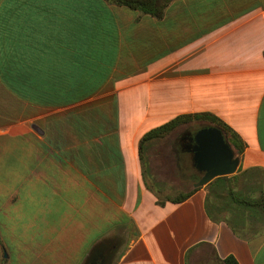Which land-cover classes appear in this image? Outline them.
<instances>
[{
	"label": "crops",
	"instance_id": "crops-1",
	"mask_svg": "<svg viewBox=\"0 0 264 264\" xmlns=\"http://www.w3.org/2000/svg\"><path fill=\"white\" fill-rule=\"evenodd\" d=\"M86 4L0 0L1 55L32 35L61 53L62 22ZM106 7L117 32L104 53L117 54L93 96L40 105L0 69V264H264L262 186L245 193L262 206L234 207L236 233L209 215L210 185L160 202L140 153L152 129L210 113L244 146L239 174L264 180V0H173L163 20Z\"/></svg>",
	"mask_w": 264,
	"mask_h": 264
},
{
	"label": "trees",
	"instance_id": "trees-1",
	"mask_svg": "<svg viewBox=\"0 0 264 264\" xmlns=\"http://www.w3.org/2000/svg\"><path fill=\"white\" fill-rule=\"evenodd\" d=\"M80 1L87 4L78 9L72 29L70 28L69 18L67 22L65 20L62 22L63 39L60 42L63 50L61 53L54 55L53 48L51 50L46 48V53H44V49L39 44L50 48L55 40L48 38L46 41H40L36 35H32L28 45L26 42L24 45L20 43V50L23 48H26V50L23 54L22 52L15 54L10 60L8 55H1L2 46L0 45L2 78L18 94L47 107L67 106L93 96L103 88L109 79L115 61V54H117L114 50L109 51L110 53H104L106 51L105 45L110 42V39H104L103 36L117 32V27L109 22L112 14L106 4L124 7L163 20L166 9L173 0ZM1 28L6 30L5 25H2ZM71 32L73 38H76L73 39L72 44L70 40ZM194 121H207L211 125L221 128L226 138H230L236 149L235 151L238 154L244 151V146L239 143L238 137L232 135L229 127L220 122L214 115L210 113L184 114L152 129L144 136L140 148L144 163V153L147 150L148 143L157 139H164L178 127ZM247 175L248 172L245 171L236 175V177H221L209 184L210 194L207 199L209 215L214 220L227 221L236 233L239 231L234 226V218L239 222L242 216L240 214L232 215L234 214V207L246 211L262 206L263 203V199L253 200L245 195L246 192L258 190L257 187L250 188L252 190H236L234 188V183ZM219 190L226 193L225 199H221L217 195ZM192 193L173 202L181 203L187 200ZM221 212H226L230 216L219 217ZM224 262L226 264H239L232 256L226 258Z\"/></svg>",
	"mask_w": 264,
	"mask_h": 264
},
{
	"label": "rangeland",
	"instance_id": "rangeland-1",
	"mask_svg": "<svg viewBox=\"0 0 264 264\" xmlns=\"http://www.w3.org/2000/svg\"><path fill=\"white\" fill-rule=\"evenodd\" d=\"M127 83L130 84L132 82L126 81L124 85ZM130 88L132 89V85L124 89L129 90ZM103 95H107V93ZM207 125H211V123L194 121L178 127L164 139H157L147 144V150L144 153L145 177L148 187L158 195L160 202H165L166 200L174 201L196 189L194 184L200 180L202 174L194 168L191 155L179 152L178 143L181 137H187V133H193ZM227 139L231 143L230 138L228 137ZM177 147L179 149L178 154L176 151ZM234 150L236 149L234 148ZM239 173L231 177H236ZM258 185L264 188L263 178L259 179L258 184H254L247 178L241 177L234 183V188L236 190H248L252 187H258ZM222 191H218L219 196L225 199L226 193Z\"/></svg>",
	"mask_w": 264,
	"mask_h": 264
},
{
	"label": "water",
	"instance_id": "water-1",
	"mask_svg": "<svg viewBox=\"0 0 264 264\" xmlns=\"http://www.w3.org/2000/svg\"><path fill=\"white\" fill-rule=\"evenodd\" d=\"M186 135H189L192 143L193 166L202 174L194 184L195 188L205 187L217 178L237 173L240 157L221 128L207 125Z\"/></svg>",
	"mask_w": 264,
	"mask_h": 264
},
{
	"label": "flooded vegetation",
	"instance_id": "flooded-vegetation-1",
	"mask_svg": "<svg viewBox=\"0 0 264 264\" xmlns=\"http://www.w3.org/2000/svg\"><path fill=\"white\" fill-rule=\"evenodd\" d=\"M190 133V132H189ZM191 140H190V137L189 135H187V137H181L180 140H179V143H178V146H179V149L177 147V154H178V150L180 153H185V154H188V155H191Z\"/></svg>",
	"mask_w": 264,
	"mask_h": 264
}]
</instances>
